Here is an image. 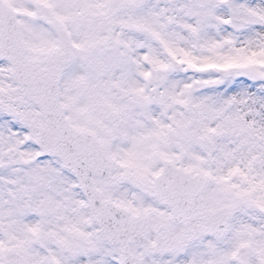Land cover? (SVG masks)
<instances>
[{"label": "snow or ice", "instance_id": "6c2138e0", "mask_svg": "<svg viewBox=\"0 0 264 264\" xmlns=\"http://www.w3.org/2000/svg\"><path fill=\"white\" fill-rule=\"evenodd\" d=\"M0 264H264V0H0Z\"/></svg>", "mask_w": 264, "mask_h": 264}]
</instances>
